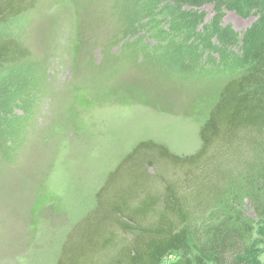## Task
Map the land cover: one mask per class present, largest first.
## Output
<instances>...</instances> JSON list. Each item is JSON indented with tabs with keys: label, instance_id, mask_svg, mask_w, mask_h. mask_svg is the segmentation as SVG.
<instances>
[{
	"label": "rangeland",
	"instance_id": "obj_1",
	"mask_svg": "<svg viewBox=\"0 0 264 264\" xmlns=\"http://www.w3.org/2000/svg\"><path fill=\"white\" fill-rule=\"evenodd\" d=\"M31 1L29 11L0 24V40L18 41L28 55L0 64V264H58L79 230L105 215L98 194L139 142L155 140L183 156L197 152L201 127L223 86L251 66L248 47L264 35V7L252 0L220 8V25L231 27L239 40L222 45L213 36L210 42L220 51L208 52L209 41L203 47L196 37V58L185 46L194 38L183 42L184 32L166 34L164 20L147 27H140L146 19L136 20L139 29L130 34L138 9L132 0ZM195 9L203 18L197 32L209 30L218 8L211 2ZM180 46L185 52L178 63L171 54ZM219 147L192 174L163 169L181 182L197 218L217 205L205 184L224 186L226 170L241 163ZM150 190L162 192V181L153 179ZM143 196L138 193L133 203ZM108 221L114 244L83 264H113L120 244L137 233L119 219ZM253 243V261L264 264L259 222ZM180 256L172 252L164 264Z\"/></svg>",
	"mask_w": 264,
	"mask_h": 264
},
{
	"label": "trees",
	"instance_id": "obj_2",
	"mask_svg": "<svg viewBox=\"0 0 264 264\" xmlns=\"http://www.w3.org/2000/svg\"><path fill=\"white\" fill-rule=\"evenodd\" d=\"M132 1L133 7L138 6V9L130 18L131 28L136 26V20L138 23L147 20L140 27L164 20L169 24L167 29H161L166 34L184 32L183 42L194 38L185 43L187 49H193L190 52L194 58L199 56L194 52L196 37L201 39L200 43L205 39L209 41L208 52L220 51L210 42L213 36H217L222 45H232L239 40V34L231 27L219 23L220 8L234 5L237 0ZM211 2L218 8L217 16L209 30L205 29L208 32H197L203 18L195 8ZM31 3V0H0V24L29 11ZM262 3L263 0H252L250 4L262 8ZM185 5L195 8L187 11ZM162 15L165 19L158 18ZM138 29L136 26L130 34ZM256 31L258 29L254 28L251 32L252 38ZM183 47H177L171 54L178 63L182 61L181 53L185 52ZM248 51L253 63L223 86L201 127V148L183 156L155 140L139 142L125 155L98 194L100 205L103 202L107 205L100 206L104 207L105 215L94 217L79 230L67 248V255L58 264H83L93 253L113 245L116 234L108 230V219L112 217L137 232L132 239L120 244L113 264H164V259L172 252H180L181 256L170 264H259L252 257L256 253L254 224L264 225V35L256 38ZM26 57L27 50L18 41L0 40V64H14ZM215 146L229 149L241 163L235 169L226 170L224 186H217L212 180L205 184L209 187L210 199L214 196L217 205L197 218L188 206L189 197L183 194L181 182L167 178L163 169L182 168L192 174L202 162L211 161ZM150 168L154 169V174L149 173ZM153 179L162 181V192H151ZM140 192L144 196L133 203ZM248 204L252 214H248ZM148 217H151L150 222H141ZM106 231L110 232L106 234Z\"/></svg>",
	"mask_w": 264,
	"mask_h": 264
}]
</instances>
